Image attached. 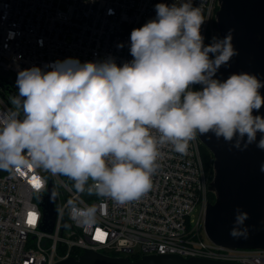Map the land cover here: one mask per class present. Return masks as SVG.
I'll return each instance as SVG.
<instances>
[{
    "label": "clouds",
    "instance_id": "9594fccd",
    "mask_svg": "<svg viewBox=\"0 0 264 264\" xmlns=\"http://www.w3.org/2000/svg\"><path fill=\"white\" fill-rule=\"evenodd\" d=\"M155 11L131 31V61L68 58L50 71L18 72V95L0 115V170L41 168L68 177L77 192L126 205L152 189L166 146L183 155L198 134L211 133L237 150H264V115L254 114L264 106V80L217 76L238 55L233 30L206 44L193 0L158 3ZM69 203L83 223L94 222L95 206ZM248 218L237 209L233 238L247 236Z\"/></svg>",
    "mask_w": 264,
    "mask_h": 264
},
{
    "label": "built area",
    "instance_id": "2783aa9c",
    "mask_svg": "<svg viewBox=\"0 0 264 264\" xmlns=\"http://www.w3.org/2000/svg\"><path fill=\"white\" fill-rule=\"evenodd\" d=\"M174 2L180 0H0V81L17 88L19 71L33 66L50 71L56 61L68 58L83 63L111 57L117 65L131 61V31L155 19L156 4ZM193 3L202 8L206 20L205 40L221 37L216 25L219 0ZM11 107L0 84V115ZM200 145L197 135L186 154L171 146L162 148L152 189L126 205L77 192L68 177L41 168L0 170V264H57L86 251L130 261L178 255L264 264V250H233L207 237L208 181ZM33 177L40 187L33 185ZM50 184L57 196V214L53 231L47 232L40 228L44 214L39 199L48 194ZM69 202L77 209L95 206L94 222L83 223ZM30 214L35 215L34 223L29 222Z\"/></svg>",
    "mask_w": 264,
    "mask_h": 264
},
{
    "label": "water",
    "instance_id": "95a60500",
    "mask_svg": "<svg viewBox=\"0 0 264 264\" xmlns=\"http://www.w3.org/2000/svg\"><path fill=\"white\" fill-rule=\"evenodd\" d=\"M216 25L221 37L232 29L233 45L238 55L230 66L222 67L217 76L226 79L232 73L249 72L264 80V0H219ZM1 87L10 98L18 95V87L0 81ZM264 96V88L261 90ZM264 115V106L259 113ZM198 138L213 156V180L208 191L215 196L207 202L204 213V229L207 237L216 245L229 249L264 250V150L255 144L246 150H237L223 138L216 139L211 133ZM260 134L257 135L259 140ZM44 214L41 229L52 232L57 214V196L52 184L48 194L39 199ZM237 209L248 214L244 228L246 237L233 238ZM57 264H236L231 262L189 258L178 255H148L136 262L128 258L108 257L86 251L78 259L70 258Z\"/></svg>",
    "mask_w": 264,
    "mask_h": 264
},
{
    "label": "rangeland",
    "instance_id": "374dc122",
    "mask_svg": "<svg viewBox=\"0 0 264 264\" xmlns=\"http://www.w3.org/2000/svg\"><path fill=\"white\" fill-rule=\"evenodd\" d=\"M196 87L197 86H195L194 90L196 89ZM202 146H204V145H202ZM201 156H202V162H203L204 170H205L207 181H208V185H209V183L213 180V174L212 175L210 174L211 162L208 161L207 163H205L203 154H201ZM211 195L214 196V194L212 192L207 191V194H206L207 202H210ZM214 198H215V196H214ZM196 217H197V212L194 213V220L196 219ZM186 225H187L188 228H192L193 227L192 221L191 222L188 221V223Z\"/></svg>",
    "mask_w": 264,
    "mask_h": 264
},
{
    "label": "trees",
    "instance_id": "16d2710c",
    "mask_svg": "<svg viewBox=\"0 0 264 264\" xmlns=\"http://www.w3.org/2000/svg\"><path fill=\"white\" fill-rule=\"evenodd\" d=\"M205 43L207 44L208 41L205 40ZM195 90H197V87H196ZM200 152H201V154H203V157H204V161H205V163H207L208 161L211 162L210 174L212 175V174H213V161H214L212 154L210 153V151H209L206 147L202 146V144L200 145ZM201 157H202V156H201ZM214 199H215L214 196L211 195L210 202H213ZM138 260H139V259H134L132 262H136V261H138Z\"/></svg>",
    "mask_w": 264,
    "mask_h": 264
},
{
    "label": "snow or ice",
    "instance_id": "6c2138e0",
    "mask_svg": "<svg viewBox=\"0 0 264 264\" xmlns=\"http://www.w3.org/2000/svg\"><path fill=\"white\" fill-rule=\"evenodd\" d=\"M32 183L35 187H40V182L35 177H33ZM29 222H31V223L35 222V215L34 214H30Z\"/></svg>",
    "mask_w": 264,
    "mask_h": 264
}]
</instances>
